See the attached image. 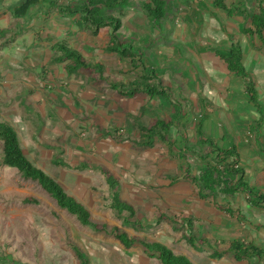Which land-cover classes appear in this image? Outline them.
<instances>
[{
	"label": "rangeland",
	"instance_id": "obj_1",
	"mask_svg": "<svg viewBox=\"0 0 264 264\" xmlns=\"http://www.w3.org/2000/svg\"><path fill=\"white\" fill-rule=\"evenodd\" d=\"M85 1L51 0L50 3L58 2L59 6L46 11L45 6L40 5L38 9L44 16L41 23H36L35 12L28 18L12 16L11 11L22 0H0V29H11L0 36V122L15 127L25 156L84 205L94 222L118 227L140 241L161 243L175 254L187 256L194 264H256L255 259L237 262L233 253H226L231 241H251L249 229L243 230L241 223L250 222L253 210L246 211L240 206L241 197H237L238 205L236 200L226 203L221 195L218 203L201 200L197 187L184 178L187 171L197 176L200 167L214 157L211 147L215 146L210 147L201 139L198 143L193 120H188L187 124L182 122L189 109L195 110L192 106L195 100H189L182 80L172 73L168 81L163 65L156 69L166 84L172 83L173 95L170 91L166 93L181 102L179 105L171 96L170 100L153 102L144 94L127 98L113 91L112 82L127 84L140 72L132 74L129 63L121 64L105 51L111 30L102 29L101 37L93 42L88 26L79 16H72L66 10L68 6H80ZM149 1L129 0V7L139 12L130 16L131 21L142 17L141 21L148 23L144 4ZM166 1V18L154 23L167 27L172 17H190L186 16L187 11H181L188 6L189 0ZM254 6L253 0V11ZM126 9L111 10L109 14L126 20L129 14ZM175 19L173 22L177 21ZM131 23L123 24L117 35L121 42L132 44L146 57L144 52L152 51L144 41L139 42L142 36L138 39L139 35L129 30ZM59 27L65 32L61 33ZM155 32L161 42L172 43L170 31ZM61 41L81 52L89 62L102 63L109 68L106 67L102 76L83 69L69 74L67 63L53 61L56 56L54 42ZM154 44L160 45L157 41ZM185 50L187 52L186 47ZM192 50L200 51L201 48ZM262 50L264 52V47ZM225 53L229 54L228 50ZM149 57L156 63V55ZM194 95L199 99L206 95L215 98L218 94L215 89L206 88L199 96ZM185 97L188 99L183 103L181 99ZM171 103L174 105L170 106ZM176 112L181 116L176 120L179 125L171 128L169 139L157 138L152 146L141 145L147 142L144 133L152 125L163 119L172 120ZM190 115L199 119L198 114ZM116 130L124 140L108 136ZM54 157H63L72 165L89 162L109 170L120 182L114 193L135 207L136 217L112 211L113 193L100 172L57 168L52 165ZM1 162L0 143V264H79L69 244L77 245L89 264H161L157 254L140 244L126 249L113 235L83 226L77 217L61 209L38 183L24 180L16 169L4 167ZM188 165L191 167L187 169ZM175 178L177 183L174 184L171 180ZM28 197L36 198L41 204H24L22 200ZM261 206L255 214L264 216V203ZM225 207L232 208L246 220L239 223L238 216L232 219L225 215ZM187 218H192L195 224L193 245L188 241ZM229 228H232L231 237L234 232L237 234L236 239H224ZM205 239L222 242L221 249L216 248L223 252L222 258L213 256L215 250L203 242Z\"/></svg>",
	"mask_w": 264,
	"mask_h": 264
},
{
	"label": "trees",
	"instance_id": "obj_2",
	"mask_svg": "<svg viewBox=\"0 0 264 264\" xmlns=\"http://www.w3.org/2000/svg\"><path fill=\"white\" fill-rule=\"evenodd\" d=\"M50 1L51 0L47 1L50 5V10H54L55 6H59L58 2L50 3ZM254 1L255 10L251 13L249 12L247 18L250 19L252 23L253 35H258L261 39H264V0ZM218 2L219 0L215 1V6L226 10L227 13L231 15L230 10H228L229 8L227 9V7H231L232 4L225 6L223 4L224 1ZM200 4L201 3L199 2L197 3V5ZM40 5H42L41 0H25L19 6L14 7L12 16L15 18H24L29 14L31 9L37 8ZM188 5H195L194 0H189ZM128 7L129 0H86L80 6H68L66 10L70 11L72 16H77V18L79 16L82 23L88 26L93 35H98L102 29L109 28L111 30L110 42L105 48V51L115 57L119 63L128 62L132 74L137 71L140 72L139 75L130 79L127 84L122 82H112L111 88L113 91L127 98H134L139 94H144L149 101H155L158 99L162 100L164 98L170 100L171 95L169 96L166 93V91H170V89L163 84L162 79L157 74L158 72L152 65L147 67L143 60L145 55L138 48L132 46V44L121 42L117 35L122 27V19L109 14V12L118 8L122 10V8ZM166 7V0H150L144 4V9L147 10L146 17L153 23L155 21H162L167 15ZM236 10H239L240 12V9L237 8ZM240 13L243 14L244 12ZM154 24H156L158 29L162 27L158 23ZM10 31L11 29L0 30V36L3 32L6 33ZM13 37L15 36L13 35ZM54 50L56 51V56H54L53 61L56 63H67L66 69L69 74H73L83 69L87 71H95L99 76H102L104 71H106V67L102 63L89 62L81 52L72 48L66 41L59 42ZM228 52L229 54H226L224 50L216 51V55L224 62L230 72L238 73L244 78L248 77L241 62V49L232 47ZM249 90L254 91L253 89ZM254 98L255 95L253 94V99ZM179 117V112H176L171 116L172 120L163 119L162 121L160 120L156 122L151 128H149L147 133H144V138L147 142L141 145L152 146L157 138L162 141L169 139L171 128L179 125V123L176 122ZM108 136L124 140L117 130L114 133H109ZM0 143L2 146L1 164L4 167L16 169L24 180H31L38 183L49 194V196L57 202L61 209H64L71 215L77 217L83 226L94 228L98 232L113 235L126 249H130L136 244H140L145 249L157 254L161 264H194L187 256L183 254L177 255L161 243H147L145 241H140L131 237L128 233L122 231L118 227L110 228L106 224L94 222L91 213L84 205L78 202L73 196L69 195L58 181L47 175L42 169L33 165V163L25 156L24 150L19 141L18 132L15 127L8 122H0ZM206 144L210 147L213 146L210 142H206ZM211 149V155L214 157L211 158L209 163H204L200 167L197 176H191L190 172L187 171L184 177L185 180H189L195 187H197L198 196L201 200H211L218 203V197L220 195L233 199L239 195H245L248 196V199L246 197V202L252 209L253 205L261 207V204L264 203V196L259 192H255V190L245 182L244 171L238 164L237 152L232 150L224 151L217 147H211ZM52 165L57 168H66L79 172L88 170L100 172L109 185L110 192L113 193L110 206L112 211L118 215L126 213L133 219L136 217L137 213L135 207L123 201L119 195L114 193L116 187H120V182L113 177L109 170L101 165H93L89 162H81L72 165L63 157H54ZM189 167L191 166L188 165L187 169ZM177 179H180V177ZM177 179H172V183H177ZM256 199H258V201ZM22 202L24 204H41L39 200L33 197L25 198ZM223 212L232 219L238 216L237 221L239 223L242 222V219L246 220L244 216L240 215L232 208L229 209L225 207ZM165 218L170 219L168 216ZM134 221H137L138 223L140 222L138 220ZM185 221L189 222L185 225L190 232L188 241L193 245L195 236L192 235V230L195 224L192 218H187ZM203 242L208 243V247L215 250L213 253L215 258L223 257V252L216 250V248L221 249L220 245L222 242L218 243L211 239H205ZM69 246L73 249L74 255L79 261V264H89L85 254L77 245L69 244ZM226 251V253H233L232 255L237 262L256 259V264H264V249L260 248L253 242L234 240L229 243Z\"/></svg>",
	"mask_w": 264,
	"mask_h": 264
},
{
	"label": "crops",
	"instance_id": "obj_3",
	"mask_svg": "<svg viewBox=\"0 0 264 264\" xmlns=\"http://www.w3.org/2000/svg\"><path fill=\"white\" fill-rule=\"evenodd\" d=\"M41 1L47 11L50 8L48 0ZM215 1L218 0H204L200 5H188L185 9H181L183 13L188 12L186 15L190 16L188 19H175V17H172V22L175 19L177 20L175 21L176 23L168 22L167 27L162 26L160 29L149 20L148 23H144V21H141L143 20L142 17L140 19L134 18L131 21L130 16L136 15V13L138 15L139 12L128 7L126 11L129 14L125 16L123 13L126 20L123 17L122 25L132 22L129 30L136 32V35H139L138 39H140V36L144 37V40L141 38L139 42L144 41L146 47L152 51L149 54L144 52L147 54L143 59L146 65H152L155 69L163 65L168 72V76H165L166 79L172 76V73H176L177 79H181L186 87L185 89H187L189 100H195L192 103L195 110L189 109L188 115L181 121L187 124L188 120H191V122L193 120L198 143L201 139L202 143L210 142L221 150L237 152L238 164L244 171L245 182L255 192L258 191L264 196V52L262 50L264 39H261L258 35H253L252 23L247 18L248 13L253 12V0H219V2L224 1L223 4L225 6L232 4L231 7H227L231 15L226 10L217 8ZM237 8L244 13L241 14L239 10H236ZM33 12L37 14L33 17L34 21L41 23L40 19L44 16L43 11H40L37 7ZM62 16L63 13H61ZM175 27L177 31L174 30ZM54 29L50 28V30ZM59 29L61 33L65 32L64 28L59 27ZM163 29L171 32L169 36L172 39V43L168 42V44H165L159 40V35L156 34L158 32L155 31ZM130 35L128 36L130 37ZM98 37H101L100 33L93 35V42ZM151 38L153 42H151ZM154 41L160 43L159 47L154 44ZM109 42L110 34L105 43L106 47ZM58 43L54 42V48ZM190 45L193 46L191 47ZM194 47L201 48V50L193 51L192 48ZM232 47L241 49V62L248 77L244 78L238 73L230 72L224 62L217 57L216 51L224 50L226 52ZM154 55L157 57L156 63H154L155 60L153 58L149 57ZM126 65H128V62ZM160 78L162 79V77ZM162 82L170 89L173 95L172 83L166 84L163 79ZM206 88H213V91L215 89L218 95L215 98L208 97V95L204 98L200 97V100L196 98L194 94L199 96V93ZM207 91L208 93L210 92L209 89ZM253 94L255 95L254 99ZM187 99L185 97L181 101L184 103L187 102ZM173 102L177 105L181 104V102L175 100ZM169 105L173 106L174 104L171 103ZM191 110L194 113H191ZM190 114H198L199 119L193 118L195 115L192 116ZM235 115L236 117H234ZM249 134H251L250 137ZM244 196H237L242 199L240 206L246 208V211L253 210V217H249L250 222L241 223L243 225L242 229H249L251 233L250 242L264 249V216L262 214L256 215L258 207L253 205L256 209H252L247 204ZM237 197L235 199L225 197L226 203L236 200L235 203L238 205L239 200L237 201V199L239 198ZM245 197L248 199V196ZM231 230L232 228H229L228 235L225 234L223 236L224 239L237 238L235 237L237 236L235 232L233 237L230 236Z\"/></svg>",
	"mask_w": 264,
	"mask_h": 264
},
{
	"label": "clouds",
	"instance_id": "obj_4",
	"mask_svg": "<svg viewBox=\"0 0 264 264\" xmlns=\"http://www.w3.org/2000/svg\"><path fill=\"white\" fill-rule=\"evenodd\" d=\"M23 2H24V1H23ZM23 2H22V3H23ZM195 2H197V3H198V2H199V3H203L204 0H201V1H195ZM17 6H19V5H17ZM34 9H35V8H34ZM34 9H31V11L29 12V14H28L27 16H29V15L32 13V11H33ZM12 11H13V10H12ZM12 11H11V12H12ZM27 16H26V17H27ZM16 19H17V18H16ZM0 30H3V29H0ZM72 48H73V47H72Z\"/></svg>",
	"mask_w": 264,
	"mask_h": 264
},
{
	"label": "built area",
	"instance_id": "obj_5",
	"mask_svg": "<svg viewBox=\"0 0 264 264\" xmlns=\"http://www.w3.org/2000/svg\"><path fill=\"white\" fill-rule=\"evenodd\" d=\"M194 1H201V0H194ZM251 136V134H249V137Z\"/></svg>",
	"mask_w": 264,
	"mask_h": 264
}]
</instances>
